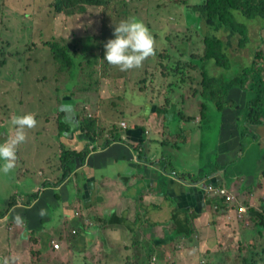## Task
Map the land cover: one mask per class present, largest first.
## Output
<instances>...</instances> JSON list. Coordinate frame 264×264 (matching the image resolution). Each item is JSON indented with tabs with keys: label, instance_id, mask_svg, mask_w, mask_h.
<instances>
[{
	"label": "crops",
	"instance_id": "obj_1",
	"mask_svg": "<svg viewBox=\"0 0 264 264\" xmlns=\"http://www.w3.org/2000/svg\"><path fill=\"white\" fill-rule=\"evenodd\" d=\"M195 46L191 50L199 49V44ZM241 51L244 53L242 48L228 52L236 56V52ZM231 95L237 99L238 95L242 96L243 100L237 90ZM68 101L71 100H64L71 103ZM146 106L142 115L126 120L127 128L119 129V137L124 142H112L107 147V140L103 138L109 136V132L102 140L89 139L78 125L79 113L74 109L54 111L55 116L62 114L72 128L52 127L50 119H45L41 128L25 129V140L16 145L14 168L9 173H0V211L8 207L12 197L17 201L0 217V260L7 257L8 264H30L36 259L32 256L38 250L36 246L42 244L38 239L44 243L40 248L44 249L42 254L53 253L64 258L60 254L63 250L47 248V240L55 227L44 219L47 208L56 211L62 208L63 212H58L59 226L70 225V232L78 231L74 238L65 240L66 246H73L72 250L66 249L71 260L75 252L80 251V256L88 252L97 255L107 230L115 237L122 233L124 239L141 230L143 239L157 252L159 246L155 243L164 237L165 214H168V222L175 213L190 210V213H200L193 220V257L201 256L204 261L205 254L221 248L219 243L223 240L228 246L235 236L229 228L220 230L219 236L211 233V228L215 233L217 223L221 224V215L213 212L203 191L210 183L227 187L248 212L250 208L264 210V123L238 128L235 119H240L241 114L225 111L221 114V128H217L218 147L213 153V148L207 147L213 128H202L198 120L188 124L190 122L185 123L182 118L178 121L182 123L180 128H169L167 123L156 119L159 114L156 105ZM160 112L165 114V110L160 109ZM176 114L181 117L180 110ZM0 123V142H3L14 136V126L11 118ZM4 125L8 128H3ZM62 146L76 152L88 146L89 154L84 164L74 158L68 177L54 186L63 174L60 167ZM179 156L180 159H176ZM217 166L219 168L215 169ZM193 178L198 181L193 182ZM37 190L38 198L26 205L27 197ZM73 200L76 204L69 203ZM74 209L80 211L74 212ZM32 212L37 213L34 219ZM112 214L123 218V222L118 224ZM104 218L109 219V225H99ZM73 244H82L83 248L74 250ZM130 246L127 244V249L131 250ZM152 260L155 261V257Z\"/></svg>",
	"mask_w": 264,
	"mask_h": 264
},
{
	"label": "rangeland",
	"instance_id": "obj_2",
	"mask_svg": "<svg viewBox=\"0 0 264 264\" xmlns=\"http://www.w3.org/2000/svg\"><path fill=\"white\" fill-rule=\"evenodd\" d=\"M34 1L36 2L34 9L25 13L21 9L22 0H6V5L4 0H0V62L7 61L4 65L0 64V121H9L11 115L32 113L36 119V124L32 128H41L45 119H50L52 127L55 125L58 128L61 122L66 127L72 128V125L64 121L62 114L57 116L54 114V111L59 112V109L62 108V100H68L69 96L72 99L69 103L70 106L65 107L66 110L74 109L80 117L94 118L101 115L104 118L105 116L106 121L102 122L103 128H113L111 122L116 123L115 126L118 129L123 128L120 123L125 122L127 128L126 120L142 115L146 105H156L159 109L165 110V114L159 112L156 119H159L162 124L167 123L169 128L182 126V123L176 119V113L179 110L183 122L192 124L199 120L202 106V100L199 99L201 76L198 70L192 69V65H194L192 61H185L188 56L181 61L185 66L181 73H174V69L177 68L174 65L173 71H165L163 74L158 72L154 75L150 74L154 73L152 68L146 71V66H151L153 63L148 60H146V66L142 62L139 67L126 70L109 64L104 59V45L108 39L112 38L115 24L127 18H136L144 23L154 38L153 48L159 46V49H168L169 47L170 54L173 55L175 47L180 44L179 47L182 51L178 52L175 57L187 52L183 49L189 51L195 44H199L196 54L200 56L203 54L204 35H200L197 31L225 40L226 34H228L225 30L221 29L217 32L212 28L213 25L206 23V20L201 18L189 22L186 17V6L175 5V1L181 0H110L107 6L89 7L85 14H76L71 17L55 14L51 7V0ZM198 1L200 0H190L189 5ZM24 2L27 3L26 0ZM197 14L196 16H198ZM235 16L238 22L244 23V26L248 27L251 41L242 48L244 53L236 52V56L231 55V57L233 63L240 59H244L245 62L234 63L228 71H223L214 64H210L207 71L211 75L217 76L225 73V76L234 78L239 74L241 68L252 62L256 49L264 51V20L260 18L248 19L239 12H235ZM54 36L57 39L79 40V42L91 39L88 57L83 63L85 75L82 78L76 76L77 79L85 78L87 83L91 82L93 88L89 92H73L75 86L67 88L69 75L64 74L60 79L62 84V88L58 92L60 97H57L55 93L57 69L50 49L44 45L45 41L51 40ZM165 36L171 38L170 42H167L168 45L164 40ZM231 42L229 51L233 53L235 49H238L239 38L233 36ZM79 46H83V44L80 43ZM102 55L103 58H101ZM155 63L156 61L152 66ZM196 65L195 63L194 66ZM182 81L185 83L182 84ZM110 94L113 100L110 97L102 99ZM238 97L236 100L242 101V96L238 95ZM196 115H198L197 118ZM57 121L58 124H56ZM3 128L8 127L4 125ZM202 128H213L207 147L211 146L213 153H216L219 137L217 128H221V114L214 109L211 110ZM176 159H180V156ZM6 180L8 181L7 178ZM43 200L44 196L42 202H44ZM75 201H69V203L76 204ZM76 211L80 210L74 209V212ZM58 212H63V209L56 211L47 208L44 212L46 223L55 226L52 237L47 240L49 243L47 248L52 246V241L61 242L60 250L64 252L60 254H63L64 258L61 259L59 255L55 256L53 253L42 254L40 248L44 243L38 239L42 244L36 246L38 254L30 264H146L145 256L148 249L146 247L149 241L143 239L141 230L125 239L122 233L115 237V235L111 236L107 230L105 232L106 239L100 243L97 255L93 256V252H88L87 255L80 256V251L75 252L71 260L66 249L72 250L73 246H66L65 240L74 238L73 235H78V232L75 234L70 232V225L59 226ZM31 216L34 219L37 217V213L32 212ZM167 217L168 214H165L163 224L165 228ZM89 220L92 221V218ZM220 221V225L217 223L216 232L214 233L211 228V233L219 236L221 235L220 230L222 232L229 228L235 233V236L228 246L223 240L219 243L221 248L215 249L209 255H204L205 263L245 264L243 260L246 258L249 260L248 264H264V232H258L251 220L248 225H244L242 222L236 225L234 220L226 219L225 216L221 217ZM106 225H109V222H106ZM124 244L133 247L129 250L128 247H124ZM73 245L74 250L83 248L82 244ZM163 251V248L158 247L156 255L162 254ZM156 255H154L155 259ZM126 257L130 262L126 263ZM151 262L155 261L151 259Z\"/></svg>",
	"mask_w": 264,
	"mask_h": 264
},
{
	"label": "trees",
	"instance_id": "obj_3",
	"mask_svg": "<svg viewBox=\"0 0 264 264\" xmlns=\"http://www.w3.org/2000/svg\"><path fill=\"white\" fill-rule=\"evenodd\" d=\"M4 0V4H5ZM27 3L22 0L21 9L28 13L32 11L36 5L34 0H26ZM190 0H181L175 1V5H184L186 6V17L189 22L196 19H205L206 23L213 25L217 32L221 29L225 30L226 37L220 38L218 36L206 35L205 32L197 31L200 35H204L203 39V54L197 55V48L190 49L188 52H184L178 57V52L182 51L179 45L174 49L173 55H171L169 47L168 49H159L160 47L153 48V54L145 58L143 63L146 66V60L149 62H155L154 66L147 65L146 71L148 69H153L154 73L158 74L164 73L165 71H173L174 73H181L184 69V62L182 57H187V60H190L197 64L196 66L192 65V69L198 70L201 76V90L199 91V97L202 99V106L200 112V119L198 120L201 126L205 123V120L208 117V114L211 110H216L220 114L224 113L227 110L236 111L241 114L240 119H235V122L238 124V128H248V126H258L264 123V51L262 49H256V52L252 58V62L241 68L239 74L232 78L229 76L222 75H211L208 73L207 68L210 67V64H214L216 67L222 69L223 71L230 70L233 64L244 61V59L235 60L233 63V58L231 53L228 52L232 42L231 39L233 36L239 38L238 48H243L249 44L251 41L249 29L244 26V23L238 22L235 16V12L241 13L244 17L248 19L260 18L264 20V0H200L193 5H189ZM51 7L55 14H63L67 17H71L76 14H85L89 7L99 8L107 6L110 0H51ZM6 5V4H5ZM198 13V14H197ZM196 14L198 16H196ZM190 24V23H189ZM113 37V36H112ZM164 40L169 43L171 38L165 36ZM228 37V38H227ZM227 39V40H226ZM91 39L88 38L85 41L79 42V40H65L64 38L57 39L53 37L51 40L45 41L44 45L50 49L57 72H56V89L55 93L59 98L58 92L62 88L60 82L61 76L64 74L69 75V81L67 85L75 86V91L73 92L87 93L93 86L87 83V79L83 78L82 80L77 79L76 76L82 78L85 74V67L83 66L84 60L87 59L89 53V45ZM83 46H79V44ZM168 45V44H167ZM162 48V47H161ZM186 51L187 49H183ZM189 53V54H188ZM4 54V53H3ZM103 58V55L101 56ZM158 58V59H157ZM7 61L0 62L1 65H4ZM89 63H91L89 61ZM117 68V67H116ZM119 69V68H117ZM82 75V76H81ZM184 81V80H183ZM182 81V84L185 82ZM98 87V86H95ZM70 90V89H69ZM237 90L243 95V100L239 103L235 96H232V91ZM47 91V90H46ZM45 94V93H42ZM246 96H245V95ZM110 97L113 100L112 95L104 96L102 99ZM121 97V96H120ZM43 99V98H42ZM19 100V98H18ZM64 101L62 100V103ZM61 100L59 101V104ZM155 109L160 112V109L155 107ZM60 110V109H59ZM61 113V112H60ZM177 121L181 120V117H176ZM106 121V118H102L101 115H98L94 118L89 116L80 117L78 125L82 128L87 137L91 140H98L105 136L107 132L109 136L103 138L107 140L106 147L112 142H124L122 138L119 137V129L113 124L111 130H107L102 124ZM191 121V119H190ZM203 123V124H202ZM66 127L64 123H59V128ZM69 127V126H68ZM66 127V128H68ZM106 133V134H107ZM96 149V147L94 148ZM89 154L88 146L81 152H76L72 150H67L62 146L60 153V167L62 168V177L60 180L55 182L54 186H58L60 182L64 181L68 177L69 173L72 171L71 162L73 159H79L81 163L84 164L86 157ZM170 167L173 168L172 164ZM219 166L215 167L218 169ZM193 182L198 181V179H192ZM216 184L217 183H213ZM45 185V184H44ZM204 191V190H203ZM39 190L33 192L32 195L28 196V201L26 205H29L32 200L38 198ZM59 194L56 193V198H59ZM209 202L212 210L214 206L218 204L221 210H224L227 207L224 199L220 197H206ZM17 201L14 197L11 198L8 207L4 211H0V217L7 213ZM221 210H215L216 213L224 217L225 213ZM235 211V209L233 210ZM116 214H112L111 217L118 221V224L123 222V218H117ZM200 213H190V210H186L184 213H175L172 216L171 220L167 222L169 228H165V236L162 239L156 240V245L163 248L164 251L162 254L156 255V248L152 246L149 242L146 248V264H209L205 263L202 260L201 256L193 257L195 252V247L192 246V236L195 233L193 226V220L198 217ZM245 219L250 223V220L254 223L256 230L260 233L264 232V210L257 211L250 208L249 212L245 214ZM109 219L106 218L100 221L99 225L106 223ZM234 222H242L246 225L245 221L234 220ZM82 226V225H81ZM127 228V227H125ZM78 232L75 229V233ZM245 239V238H244ZM45 242V241H44ZM46 244V243H45ZM127 247V244H125ZM133 246H130L132 249ZM53 249V248H52ZM44 249L40 250L41 252ZM38 252L35 251L36 254ZM35 254H32L33 257H36ZM156 255V260L154 263L151 262V259ZM206 255V254H205ZM163 257V258H162ZM202 261V262H201ZM130 262L126 257V263ZM243 263L248 264L249 260L246 258L243 260Z\"/></svg>",
	"mask_w": 264,
	"mask_h": 264
},
{
	"label": "clouds",
	"instance_id": "obj_4",
	"mask_svg": "<svg viewBox=\"0 0 264 264\" xmlns=\"http://www.w3.org/2000/svg\"><path fill=\"white\" fill-rule=\"evenodd\" d=\"M154 38L142 21L136 18L122 19L113 28V37L108 39L104 59L121 70L139 67L153 54ZM14 136L0 142V173H9L15 166L16 145L25 140V129L32 128L36 119L32 113L11 117ZM0 264H8L5 257Z\"/></svg>",
	"mask_w": 264,
	"mask_h": 264
},
{
	"label": "built area",
	"instance_id": "obj_5",
	"mask_svg": "<svg viewBox=\"0 0 264 264\" xmlns=\"http://www.w3.org/2000/svg\"><path fill=\"white\" fill-rule=\"evenodd\" d=\"M121 126L123 128H126L125 122H121ZM204 192H206V197H220L224 199L227 207L224 210H221L220 206L216 204L214 206V210L224 211V216L226 219L228 218L232 220L245 221L246 225L249 224V222L245 219V214H247L248 212L247 207L242 204L227 187L210 183L204 187ZM234 209L235 211H233ZM10 228L11 227H9V229ZM73 233H75V231H73ZM51 245L54 250L61 249L60 243L57 241H52Z\"/></svg>",
	"mask_w": 264,
	"mask_h": 264
},
{
	"label": "water",
	"instance_id": "obj_6",
	"mask_svg": "<svg viewBox=\"0 0 264 264\" xmlns=\"http://www.w3.org/2000/svg\"><path fill=\"white\" fill-rule=\"evenodd\" d=\"M69 100H71V98H70V97H69ZM68 102H70V101H68ZM68 106H70V105H69V103H65V102H64V103H63V106H62V108H64V109H65V107H68Z\"/></svg>",
	"mask_w": 264,
	"mask_h": 264
}]
</instances>
